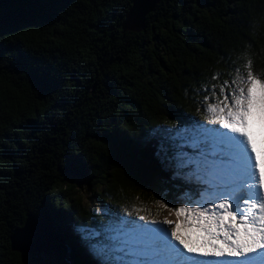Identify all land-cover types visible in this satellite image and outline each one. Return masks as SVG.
Listing matches in <instances>:
<instances>
[{
	"label": "trees",
	"instance_id": "obj_1",
	"mask_svg": "<svg viewBox=\"0 0 264 264\" xmlns=\"http://www.w3.org/2000/svg\"><path fill=\"white\" fill-rule=\"evenodd\" d=\"M131 2L0 0V264H94L75 228L103 217L82 190L100 205L169 204L149 130L202 119L211 86L246 77L248 61L264 79V0H160L124 29ZM38 211L51 247L12 251Z\"/></svg>",
	"mask_w": 264,
	"mask_h": 264
},
{
	"label": "snow or ice",
	"instance_id": "obj_2",
	"mask_svg": "<svg viewBox=\"0 0 264 264\" xmlns=\"http://www.w3.org/2000/svg\"><path fill=\"white\" fill-rule=\"evenodd\" d=\"M130 16V24L138 23ZM246 67V77L237 69L219 93L211 86L202 119L178 116L141 141H155L153 158L168 174L161 182L169 195L163 188L158 194L180 204L179 220L141 215L135 205L101 204L96 212L103 219L75 228L94 264H264V136L257 146L249 132L264 122V79L253 74L251 61ZM171 192L183 195L170 198ZM40 217L38 211L25 222L22 239Z\"/></svg>",
	"mask_w": 264,
	"mask_h": 264
},
{
	"label": "water",
	"instance_id": "obj_3",
	"mask_svg": "<svg viewBox=\"0 0 264 264\" xmlns=\"http://www.w3.org/2000/svg\"><path fill=\"white\" fill-rule=\"evenodd\" d=\"M159 1L160 0H132L123 22V28L125 29L133 26L140 29L143 27L146 15L155 10ZM132 14L136 15L138 23L130 24L128 18ZM34 215L35 214L32 213H26L22 226L16 228L10 235L9 242L12 251L32 254L33 252L48 250L51 247V234L48 229L46 218L42 214L36 228L23 239L21 238V232L25 222H31Z\"/></svg>",
	"mask_w": 264,
	"mask_h": 264
},
{
	"label": "rangeland",
	"instance_id": "obj_4",
	"mask_svg": "<svg viewBox=\"0 0 264 264\" xmlns=\"http://www.w3.org/2000/svg\"><path fill=\"white\" fill-rule=\"evenodd\" d=\"M239 73H241V71H239ZM249 132L252 133L253 140L257 143V146H259L260 139L262 138V136H264V122H257L255 124L250 125ZM82 193L81 196L83 197L82 199L85 205L95 210L100 206L98 200H96L95 197L93 198V196H91V192L85 193V190H82ZM182 195H183L182 193H179L177 195V199H179ZM121 205L126 206L125 204H121ZM132 205L138 207V205L135 203H132ZM165 205H167V207H165ZM178 207H180V204L178 203L169 205V204H165L164 202H158L157 204H154L148 208L151 210V213H148L146 211L147 209L145 210L142 209L140 214L141 215L149 214L150 217L154 216L155 218L160 220L167 218L173 221H178L179 217L177 216L176 213V209Z\"/></svg>",
	"mask_w": 264,
	"mask_h": 264
}]
</instances>
